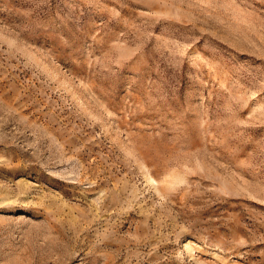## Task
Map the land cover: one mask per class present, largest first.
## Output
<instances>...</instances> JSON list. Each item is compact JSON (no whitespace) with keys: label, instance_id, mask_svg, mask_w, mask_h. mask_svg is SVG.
<instances>
[{"label":"rangeland","instance_id":"374dc122","mask_svg":"<svg viewBox=\"0 0 264 264\" xmlns=\"http://www.w3.org/2000/svg\"><path fill=\"white\" fill-rule=\"evenodd\" d=\"M0 264H264V0H0Z\"/></svg>","mask_w":264,"mask_h":264}]
</instances>
